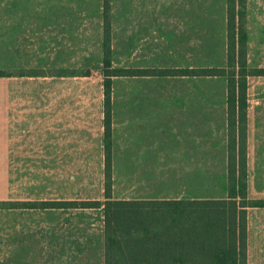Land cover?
<instances>
[{
	"label": "rangeland",
	"instance_id": "rangeland-1",
	"mask_svg": "<svg viewBox=\"0 0 264 264\" xmlns=\"http://www.w3.org/2000/svg\"><path fill=\"white\" fill-rule=\"evenodd\" d=\"M224 3L107 0L104 7V0H0V264H99L103 259L101 207L41 204L104 201L105 15L112 68H206L222 64L225 56ZM245 31L247 66L264 71V48L261 53L258 46L264 38H257L262 33L253 17L245 20ZM144 94L147 110L158 94L167 132L174 119L192 120L197 130L225 128L224 77L112 78L108 146L115 200L176 194L175 167L164 173L154 168L166 180L159 190L152 168L142 176V168L127 166L129 111L141 108ZM262 97L264 76L249 78L252 127ZM249 170L247 194L253 199L254 167ZM196 171L201 186L186 193L219 196L222 179L216 176L212 191L210 167ZM248 212L253 234L254 210ZM234 256L221 255L215 263L234 264Z\"/></svg>",
	"mask_w": 264,
	"mask_h": 264
},
{
	"label": "trees",
	"instance_id": "trees-1",
	"mask_svg": "<svg viewBox=\"0 0 264 264\" xmlns=\"http://www.w3.org/2000/svg\"><path fill=\"white\" fill-rule=\"evenodd\" d=\"M104 7L107 0H104ZM228 3V4H227ZM226 63L223 68L194 70L112 68L109 21L103 20L102 74L104 94V201L44 202L55 208L101 207L103 264H216L234 253V264H246L247 197L246 112L247 78L264 75L247 66L245 0H227ZM238 10L236 11V8ZM130 71V72H129ZM222 76L226 78L227 196L222 200H115L110 185L111 80L128 76ZM44 206V207H45Z\"/></svg>",
	"mask_w": 264,
	"mask_h": 264
},
{
	"label": "crops",
	"instance_id": "crops-1",
	"mask_svg": "<svg viewBox=\"0 0 264 264\" xmlns=\"http://www.w3.org/2000/svg\"><path fill=\"white\" fill-rule=\"evenodd\" d=\"M224 17L226 23L227 4L226 0L223 4ZM186 11H188L186 9ZM7 14V11H4ZM246 21L252 17L255 25H258V39H263L264 35V0H245ZM195 10L191 9L190 14L193 15ZM197 13V12H196ZM226 35V34H225ZM247 36V35H246ZM226 40V36H225ZM261 50L264 48L263 43H258ZM247 53V42H246ZM226 63V41L225 56L222 64L218 66H209L206 68H189L175 70H194L208 68H223ZM264 69V66H260ZM259 68V67H258ZM254 68V69H258ZM148 69L145 66L138 70ZM129 70V68H128ZM263 77L264 75H260ZM135 77H171V76H128V79ZM173 77V76H172ZM175 77H217V76H192V75H176ZM222 77V76H218ZM259 77V76H252ZM225 78V77H224ZM247 78V88L248 80ZM247 97V90H246ZM131 100L132 97L130 96ZM147 110V97L142 95L139 102L142 103L141 108L136 113L129 111L127 121V144L126 158L128 167L142 168V176L145 175V168H152V174L157 175V188L165 189L166 180H161V171L155 172L154 168L175 167V195L166 197V195H139L136 198L126 200H167L169 198L181 199H210L222 200L227 196L226 185V169H227V130H226V102H225V128H208L204 126L202 129H195L192 120H176L169 124L171 131L167 132V121L164 119L160 108L163 104L160 102L158 94L152 96ZM260 106H256L255 124L250 126L248 118V110L246 112V171L247 184L249 193V168L254 167V207L246 210V264H264V98H261ZM248 109V107H247ZM224 112V106H223ZM214 127V126H212ZM199 167H210V187L213 191L215 188L216 176L222 179L219 196L199 197L193 193L199 189L201 183L196 179ZM215 168H218L215 170ZM208 173V170H206ZM221 181V180H220ZM145 182L144 180L142 181ZM208 187V182L204 185ZM144 189V188H143ZM253 209L254 212V230L253 234L249 227L248 210ZM253 235V236H252ZM99 264H103V259Z\"/></svg>",
	"mask_w": 264,
	"mask_h": 264
}]
</instances>
